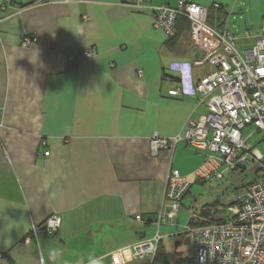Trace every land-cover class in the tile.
Wrapping results in <instances>:
<instances>
[{
  "label": "crops",
  "instance_id": "crops-1",
  "mask_svg": "<svg viewBox=\"0 0 264 264\" xmlns=\"http://www.w3.org/2000/svg\"><path fill=\"white\" fill-rule=\"evenodd\" d=\"M187 1L221 6L211 26L254 43L228 26L238 0ZM163 4L179 0H0V264H149L132 247L156 225L135 215L163 208L172 168L190 180L204 159L183 139L152 155L150 139L183 135L206 111L190 89L213 70L189 26L172 39L154 25ZM25 35L38 41L22 46ZM181 233H160L174 261L192 255L166 240Z\"/></svg>",
  "mask_w": 264,
  "mask_h": 264
},
{
  "label": "built area",
  "instance_id": "built-area-1",
  "mask_svg": "<svg viewBox=\"0 0 264 264\" xmlns=\"http://www.w3.org/2000/svg\"><path fill=\"white\" fill-rule=\"evenodd\" d=\"M117 1L141 6L146 0ZM153 13L154 25L163 28L168 36L175 33L177 17H187L192 41L204 52L213 70L192 88V92L200 93L206 111L190 121L183 135L168 137L155 132L150 139L151 154L173 149L179 140H185L188 146L204 151L203 162L196 170L204 182L222 179L227 171L244 169L250 163L259 165L257 179L229 205L222 221L187 223L183 233L192 244L191 257L166 264H264V155L249 144L252 133L244 135V130L252 126L259 131L264 129V34L252 36L245 31V38L254 37L255 41L241 51L237 34L208 24V8L203 5L179 0L177 7L163 4L155 7ZM37 41L36 36L25 35L21 45L27 47ZM83 55L93 56L94 50H86ZM169 93L178 95L180 90L172 89ZM41 144L45 146L47 141L43 139ZM43 154L48 156L50 151L45 149ZM190 188L189 178L172 168L163 208L157 213L135 215L136 221L153 223L159 230L153 240L143 239L134 244V255L148 258L149 264H153L162 238L160 226L174 224ZM61 224L62 216L52 213L43 227L53 235Z\"/></svg>",
  "mask_w": 264,
  "mask_h": 264
},
{
  "label": "rangeland",
  "instance_id": "rangeland-1",
  "mask_svg": "<svg viewBox=\"0 0 264 264\" xmlns=\"http://www.w3.org/2000/svg\"><path fill=\"white\" fill-rule=\"evenodd\" d=\"M228 26L232 30H236L242 36L245 31H250L252 36L264 34V0H238L235 11L232 12L228 18ZM252 38H250V41ZM238 42V47L243 51V47ZM247 44V45H246ZM246 46H251L249 41L245 43ZM251 134L249 144L253 145L255 149H259L264 155V129L259 131L253 126L244 130V135ZM258 164L250 163L249 166L242 169L227 171L222 179L203 182L195 173L189 175L191 188L188 195L183 199L185 207L182 208V216L175 224L165 228L164 225L160 227L162 233L167 231H183L186 229L187 221L193 212H199L202 205L212 201H219L214 207L217 213L224 215L229 206L225 205L234 199L238 198L241 193L245 191L246 185L258 177ZM223 207L226 209L223 210ZM158 227L155 226V230ZM160 232V233H161ZM157 234V231L152 235ZM155 234V235H156ZM186 234H177L176 236L166 237L171 244L179 240L178 248L183 257L191 255L192 245L185 236ZM151 236V235H150ZM169 259H173V254L169 255ZM150 262V259H148ZM170 260V261H171Z\"/></svg>",
  "mask_w": 264,
  "mask_h": 264
},
{
  "label": "trees",
  "instance_id": "trees-1",
  "mask_svg": "<svg viewBox=\"0 0 264 264\" xmlns=\"http://www.w3.org/2000/svg\"><path fill=\"white\" fill-rule=\"evenodd\" d=\"M216 9L218 11H222V7L219 6V5L218 6H214V7L212 6V7L208 8L207 22H208L209 25L212 24V20H211L212 13ZM179 23L183 24V26L186 25L187 27L188 26L190 27V21H189V19L187 17L181 16V15L178 16L177 17V22H176L175 33L172 36H170V38L174 39L176 37V35L178 33V25H179ZM214 27H217V25H215ZM256 179L257 178H255L254 180H256ZM253 181L249 182L246 185L245 188H247ZM189 192H190V190L188 191V193ZM188 193L184 196V198L188 195ZM236 200H237V198L235 200L225 204V205L229 206L230 204H233ZM218 202L219 201H212L210 203L208 202V203H205L204 205H202V208H201L200 212L194 213L193 217L190 218L189 223L192 224V225H200V224H209V223L216 222V221H222L223 220V215L220 216L217 213V211L214 210L215 209L214 207L217 205ZM225 209L226 208L223 207V210H225ZM168 262H170V259H169L168 253L166 251V247L164 246L162 240H160L158 242L157 252H156V255L154 257L153 264H166Z\"/></svg>",
  "mask_w": 264,
  "mask_h": 264
},
{
  "label": "clouds",
  "instance_id": "clouds-1",
  "mask_svg": "<svg viewBox=\"0 0 264 264\" xmlns=\"http://www.w3.org/2000/svg\"><path fill=\"white\" fill-rule=\"evenodd\" d=\"M92 264H96V262H95V261H93V262H92Z\"/></svg>",
  "mask_w": 264,
  "mask_h": 264
},
{
  "label": "bare ground",
  "instance_id": "bare-ground-1",
  "mask_svg": "<svg viewBox=\"0 0 264 264\" xmlns=\"http://www.w3.org/2000/svg\"><path fill=\"white\" fill-rule=\"evenodd\" d=\"M190 91H192V89H190Z\"/></svg>",
  "mask_w": 264,
  "mask_h": 264
},
{
  "label": "water",
  "instance_id": "water-1",
  "mask_svg": "<svg viewBox=\"0 0 264 264\" xmlns=\"http://www.w3.org/2000/svg\"><path fill=\"white\" fill-rule=\"evenodd\" d=\"M178 244V243H177Z\"/></svg>",
  "mask_w": 264,
  "mask_h": 264
}]
</instances>
